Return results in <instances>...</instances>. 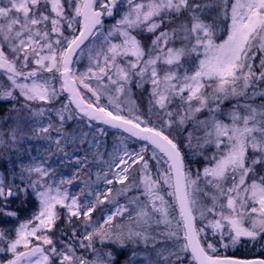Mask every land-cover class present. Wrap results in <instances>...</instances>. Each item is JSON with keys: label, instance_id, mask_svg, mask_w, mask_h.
<instances>
[{"label": "snow or ice", "instance_id": "1", "mask_svg": "<svg viewBox=\"0 0 264 264\" xmlns=\"http://www.w3.org/2000/svg\"><path fill=\"white\" fill-rule=\"evenodd\" d=\"M8 222L0 264H264V0H0Z\"/></svg>", "mask_w": 264, "mask_h": 264}, {"label": "rangeland", "instance_id": "2", "mask_svg": "<svg viewBox=\"0 0 264 264\" xmlns=\"http://www.w3.org/2000/svg\"><path fill=\"white\" fill-rule=\"evenodd\" d=\"M135 99H136L139 103H141V104H146V96H144L143 94H141L139 91L136 92V97H135ZM105 127H106V126H105ZM111 130H112V129H110V128L107 129V131H108L107 141H108V146H109V148H110L111 145H112V142H113L114 137L120 135L119 132L116 133V131L113 132L114 130H112V131H111ZM32 144H33L34 146H41V147L43 146V142H40V141H32ZM32 154H33V155H37V153H36L35 151H33ZM53 166H54V167L57 166V162L55 161V158H54V161H53ZM92 170H93V171H96L95 168H93ZM60 171H61L62 174L65 175V176H71V175L75 172V167L69 165V166H66V167L61 168ZM72 190H73V191H76V190H78V189H77L76 186L74 185L73 188H72ZM122 202H123V201H122ZM125 222H126V221H125ZM4 227H5V226H4ZM259 243L264 244V241H261V242H259ZM229 251H231V250H229Z\"/></svg>", "mask_w": 264, "mask_h": 264}, {"label": "trees", "instance_id": "3", "mask_svg": "<svg viewBox=\"0 0 264 264\" xmlns=\"http://www.w3.org/2000/svg\"><path fill=\"white\" fill-rule=\"evenodd\" d=\"M112 131V130H111ZM114 130L113 132H115ZM118 131H116L117 133ZM22 214V218H23ZM15 222H8V223H0V227H7V226H14ZM262 243H256V246L253 248L251 242L245 240L243 243V246L238 248L235 252L232 250L228 252L229 255H236L237 257H251L255 255H260V249H261Z\"/></svg>", "mask_w": 264, "mask_h": 264}, {"label": "water", "instance_id": "4", "mask_svg": "<svg viewBox=\"0 0 264 264\" xmlns=\"http://www.w3.org/2000/svg\"><path fill=\"white\" fill-rule=\"evenodd\" d=\"M119 131V130H118ZM120 132V131H119Z\"/></svg>", "mask_w": 264, "mask_h": 264}]
</instances>
